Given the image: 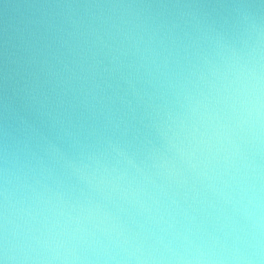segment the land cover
Returning <instances> with one entry per match:
<instances>
[{"label": "clouds", "instance_id": "obj_1", "mask_svg": "<svg viewBox=\"0 0 264 264\" xmlns=\"http://www.w3.org/2000/svg\"><path fill=\"white\" fill-rule=\"evenodd\" d=\"M0 264H264V0H0Z\"/></svg>", "mask_w": 264, "mask_h": 264}]
</instances>
